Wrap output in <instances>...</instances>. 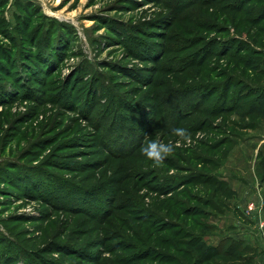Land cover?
I'll use <instances>...</instances> for the list:
<instances>
[{
  "label": "rangeland",
  "instance_id": "obj_1",
  "mask_svg": "<svg viewBox=\"0 0 264 264\" xmlns=\"http://www.w3.org/2000/svg\"><path fill=\"white\" fill-rule=\"evenodd\" d=\"M262 86L264 0H0V264H261Z\"/></svg>",
  "mask_w": 264,
  "mask_h": 264
},
{
  "label": "clouds",
  "instance_id": "obj_2",
  "mask_svg": "<svg viewBox=\"0 0 264 264\" xmlns=\"http://www.w3.org/2000/svg\"><path fill=\"white\" fill-rule=\"evenodd\" d=\"M174 134L178 137H181L187 140L190 136V133L185 128H176L174 129ZM174 151L172 144H164L158 141H150L144 148L143 153L149 159L157 164L162 163L165 157L171 155Z\"/></svg>",
  "mask_w": 264,
  "mask_h": 264
},
{
  "label": "trees",
  "instance_id": "obj_3",
  "mask_svg": "<svg viewBox=\"0 0 264 264\" xmlns=\"http://www.w3.org/2000/svg\"><path fill=\"white\" fill-rule=\"evenodd\" d=\"M248 66L250 67V63H247ZM258 72H263V71H259ZM249 83V82H248ZM250 84L252 85L253 83L250 82ZM254 86H256L257 84H253ZM260 85V84H259ZM262 85V84H261ZM248 88V87H247ZM246 88V89H247ZM261 90V93L259 95H253V97L247 101V107L245 108L246 110L244 111V114H248V113H264V87H259ZM244 96V95H241ZM241 96H238L240 98H242ZM261 163V175L262 178H264V162L260 161ZM239 243L237 242H233L230 244L229 247V251H228V255H232L235 251L239 250ZM208 251L210 250L209 248H207ZM213 253V255H217L221 253V249H216L214 251H211ZM193 264H198V262H194Z\"/></svg>",
  "mask_w": 264,
  "mask_h": 264
},
{
  "label": "crops",
  "instance_id": "obj_4",
  "mask_svg": "<svg viewBox=\"0 0 264 264\" xmlns=\"http://www.w3.org/2000/svg\"><path fill=\"white\" fill-rule=\"evenodd\" d=\"M253 150H255V148ZM255 152L257 151L255 150ZM237 173L238 171L235 172L232 169L227 170L228 175L224 174V180L230 184L236 195H239L240 198H242L243 195H253L251 189L254 188L252 185L254 182L253 179H251L247 174H243V172H240L242 175H238L239 173Z\"/></svg>",
  "mask_w": 264,
  "mask_h": 264
},
{
  "label": "built area",
  "instance_id": "obj_5",
  "mask_svg": "<svg viewBox=\"0 0 264 264\" xmlns=\"http://www.w3.org/2000/svg\"><path fill=\"white\" fill-rule=\"evenodd\" d=\"M249 210H253V211H256L257 214V220H256V227H257V230H258V234H259V237L261 239V242H262V253H261V264H264V219L263 217L261 216V212L259 209H254L253 205H250L249 206Z\"/></svg>",
  "mask_w": 264,
  "mask_h": 264
}]
</instances>
